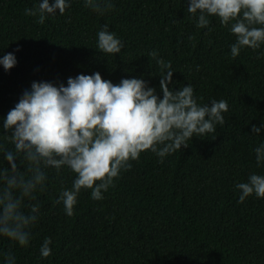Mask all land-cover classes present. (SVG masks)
Wrapping results in <instances>:
<instances>
[{"label": "trees", "instance_id": "16d2710c", "mask_svg": "<svg viewBox=\"0 0 264 264\" xmlns=\"http://www.w3.org/2000/svg\"><path fill=\"white\" fill-rule=\"evenodd\" d=\"M38 3L0 0V58L11 53L17 60L8 71L0 65L5 149L13 145L4 119L33 82L67 86L69 77L98 72L114 84L143 78L162 98L152 51L171 61L170 88L191 85L198 103L225 100L228 111L215 133L194 137L163 162L151 151L142 153L102 200L82 190L71 217L56 200L71 190L75 174L67 166L59 172L42 168L45 190L36 191L35 201H24L40 205L29 245L0 236V264L9 252L15 264H264V198L253 194L240 203L236 188L252 173L264 175L254 152L264 143V44L233 58L230 25L209 17V27L197 28L188 0H112L113 10L104 15L86 8L84 0H71L64 15L57 10L43 25L25 15ZM104 25L123 42L120 54L98 49ZM253 125L260 128L258 136ZM21 159L23 171L27 161ZM0 167H8L3 152ZM45 238L52 240L47 258L40 253Z\"/></svg>", "mask_w": 264, "mask_h": 264}, {"label": "clouds", "instance_id": "9594fccd", "mask_svg": "<svg viewBox=\"0 0 264 264\" xmlns=\"http://www.w3.org/2000/svg\"><path fill=\"white\" fill-rule=\"evenodd\" d=\"M84 6L98 15L114 7L112 0H84ZM70 7L71 0H53L51 4L39 0L34 8L25 9V15L38 17L37 23L43 25L48 16H55L57 10L64 15ZM187 12L197 20V28L209 27V17L219 18L225 27L230 25L236 36L230 49L233 58L245 47L255 51L264 44V0H188ZM97 35L101 53H121L124 44L107 25ZM149 56L161 70L162 98L143 78H125L114 84L98 72L69 77L67 86L33 82L23 93L3 123L14 150L0 145L8 164L0 167V236L21 247L29 245L40 205H25L24 201H35L36 191L45 190L42 168L59 172L67 166L75 174L71 190H62L56 200L71 217L82 190H90L91 199L102 200L121 171L130 170L142 153L151 151L163 162L166 156L188 148L194 137L213 134L216 125L223 126L227 101L202 105L191 85L170 88L174 73L171 61L160 59L156 51ZM16 63L11 53L0 58L5 71ZM252 132L258 136L260 128L253 125ZM254 152L257 166L264 164V143ZM18 158H22L20 163L27 161L23 171ZM236 188L240 203L253 194L264 198V175L252 173ZM51 243V238L44 239L40 248L43 258L52 254ZM5 264H15L11 252L5 255Z\"/></svg>", "mask_w": 264, "mask_h": 264}]
</instances>
